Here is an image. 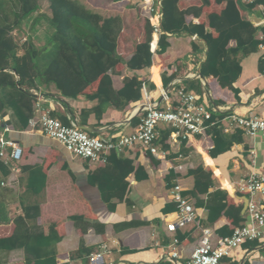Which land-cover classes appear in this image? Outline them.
Masks as SVG:
<instances>
[{
	"label": "crops",
	"instance_id": "crops-1",
	"mask_svg": "<svg viewBox=\"0 0 264 264\" xmlns=\"http://www.w3.org/2000/svg\"><path fill=\"white\" fill-rule=\"evenodd\" d=\"M76 1L103 18L122 19L117 43L120 61L109 74L111 103L104 107L91 99L98 82L76 99H65L55 86H49L33 92L36 102L32 118L47 113L64 125L76 120L89 135L113 140L132 134L139 125L145 115L144 93L158 108L167 109L176 106L177 92L183 89L197 96L213 119L203 133L175 140L169 126L159 125L154 143L157 155L135 145L92 162L71 156L41 133L30 132L29 122L26 130L16 131L10 112L0 116V135L23 149L16 172L11 173L8 165L9 175L0 174V239L11 237L14 221L30 213L32 221L27 222L32 223V235L43 243L42 247L30 246L29 253L24 249L0 250V264H188L202 229L211 230L216 241L231 236L248 222L247 209L244 215L243 209L245 198L248 203L249 198L234 187L249 173L253 161L258 170L264 168V133L255 138L245 136L230 125V117L251 113L264 116V69H260L264 51L258 49L249 55L237 52L231 59L225 58L238 75L231 85H223L219 79L202 75L209 47L200 34L202 27L205 34L217 37L210 21L225 9L224 0H208L206 4L203 0H180V31H174L177 18L167 14L159 36H154L147 25L140 0ZM236 1L241 18L252 25L254 37L261 40L264 26L257 22L264 18V6L250 8L248 0ZM48 7L47 1L42 2L41 12L50 16ZM149 29L147 53L151 57L146 55L142 60H150L151 65L138 67L137 48L146 42ZM39 33L34 37L37 48L46 45V40L35 42ZM240 36L245 39L246 30ZM30 37L27 34V39ZM234 48L236 44L230 41L228 49ZM124 89L139 99L121 108L125 98L121 99L120 92ZM163 91L168 100H163ZM10 151L7 149V154ZM27 167L28 172L23 171ZM29 176L34 186L31 194L27 191ZM178 182L197 217L195 222L169 232L166 226L175 221L177 212L170 191ZM223 205L225 210L219 216L212 213L211 219L208 206L216 214V208ZM174 251L178 257L170 259ZM95 254L100 258L93 260ZM263 261L261 244L254 249L244 245L222 264Z\"/></svg>",
	"mask_w": 264,
	"mask_h": 264
},
{
	"label": "trees",
	"instance_id": "trees-1",
	"mask_svg": "<svg viewBox=\"0 0 264 264\" xmlns=\"http://www.w3.org/2000/svg\"><path fill=\"white\" fill-rule=\"evenodd\" d=\"M44 1L48 2L50 16L41 12V4ZM224 1L225 9L221 14L211 16L213 19L211 18L210 21V26L218 31L217 37L205 34L201 27L200 36L206 40L209 47L207 61L202 67V75L219 79L223 85H231L238 74L232 71L231 64L225 58L231 59V56L237 52L245 55L257 52L264 39V28L261 40L255 38L256 30L249 22L241 18L237 10V1ZM179 2L180 0L163 2L164 18L167 14L177 18V26L174 30L177 32L180 31V19L183 17L178 7ZM203 2L206 4L208 0ZM258 5L264 6V0H252L249 7L254 8ZM146 22L150 25L148 20ZM22 27H27L28 34L31 35L24 43L17 41L12 34L14 31L22 32ZM38 30L40 33L35 40H46V45L41 48H37L34 43ZM243 30L247 33L245 39L240 36ZM121 31L120 17L103 18L76 0H0L1 118L10 112L14 129L26 130L34 113L36 96L33 92L41 91L42 88L49 86H55L65 99H76L88 87L98 82L97 90L91 99L98 100L104 107L109 105L111 103L109 74L120 61L117 55V43ZM150 41L151 30L149 29L146 42L137 48L135 61L139 62L138 67L146 65L147 68L151 65L150 60L147 63L142 60L146 55L149 59L151 57V54L147 53ZM230 41H234L236 48L228 49ZM20 51L22 55H19ZM260 69H264V55ZM18 82L21 88L17 87ZM133 84L139 86L136 82ZM122 92L120 96L121 99L125 98V103L121 102V108L130 100L136 102L139 99L138 95L132 98L131 91L127 93L124 89ZM212 119L211 117L207 123ZM207 162L211 164L210 161L207 160ZM28 170V167L23 169L27 172ZM9 173V167L0 161V174L7 177ZM30 178L29 176L28 194L32 193L34 187ZM225 208V205L219 207V210L216 208L218 212L215 214L214 208L208 206L209 217L212 213L219 216ZM1 211L3 210L0 209V222H3ZM33 211L37 213L38 209L35 208ZM36 213L35 216H37ZM29 214L25 213L23 218L19 217L14 221V233L9 238L0 239V250L24 249L29 253L30 246H43L41 241L34 239L36 234L32 235L33 227L30 225L32 223L27 222L32 221ZM260 244L251 241L243 246L245 245L246 249H254ZM46 247L44 245L43 248ZM45 264L51 263L46 261Z\"/></svg>",
	"mask_w": 264,
	"mask_h": 264
},
{
	"label": "built area",
	"instance_id": "built-area-1",
	"mask_svg": "<svg viewBox=\"0 0 264 264\" xmlns=\"http://www.w3.org/2000/svg\"><path fill=\"white\" fill-rule=\"evenodd\" d=\"M140 7L153 29V35H161L164 18L163 1L140 0ZM259 48L264 51V39ZM144 96L145 103L142 107L145 115L139 125L132 134L123 135L117 139L105 140L91 136L79 127L76 120H70L69 125H64L47 113H36L37 116L29 121V131L41 133L58 142L75 158L101 162L107 154L120 152L124 148L135 145L157 155L154 143L159 136L157 128L162 124L172 129L171 139L173 140L178 137L188 138L191 135L201 134L208 128L207 122L211 119V113L204 105L198 103V97L193 93L179 90L176 106L167 109H160L151 103L146 93ZM162 98L168 100L164 91ZM230 119V125L241 130L245 136L255 138L258 134L264 133V116L251 113L244 117L231 116ZM7 149H11L9 154ZM22 156L23 149L17 143L4 140L0 135V159L5 162V165H11V173L16 172ZM255 165L253 161L249 173L236 182L234 187L238 193L249 198L246 225L236 228L231 236L219 238L216 241L211 230L202 229L200 242L192 252L188 264H222L225 258L231 257L234 251L251 241L261 243L264 249V168L258 170ZM4 185L3 183L2 186ZM183 193L184 188L179 182L170 191V198L176 204L177 212L175 221L166 226L169 232H175L179 226L195 222L197 217L193 204L184 197ZM174 243L177 241L175 240ZM100 256L95 254L93 260L99 259ZM177 257L176 251L170 253V259ZM260 264H264V261Z\"/></svg>",
	"mask_w": 264,
	"mask_h": 264
},
{
	"label": "rangeland",
	"instance_id": "rangeland-1",
	"mask_svg": "<svg viewBox=\"0 0 264 264\" xmlns=\"http://www.w3.org/2000/svg\"><path fill=\"white\" fill-rule=\"evenodd\" d=\"M48 11H49V9H48ZM48 11H46V12H48ZM21 29H22V32L14 31L12 33L13 36L16 38L17 41H25L27 39V34H28V30L27 29L28 28L27 27H22ZM15 33L17 34V36L15 35ZM35 42H39V41H36L35 40Z\"/></svg>",
	"mask_w": 264,
	"mask_h": 264
},
{
	"label": "water",
	"instance_id": "water-1",
	"mask_svg": "<svg viewBox=\"0 0 264 264\" xmlns=\"http://www.w3.org/2000/svg\"><path fill=\"white\" fill-rule=\"evenodd\" d=\"M257 24L264 26V18L260 19V20L257 22ZM15 75H16V74H15ZM16 76H17V75H16ZM17 87H18V88H21L19 82L17 83ZM247 205H248V199L245 198V206H244V209H243V215H244L245 212H246Z\"/></svg>",
	"mask_w": 264,
	"mask_h": 264
}]
</instances>
